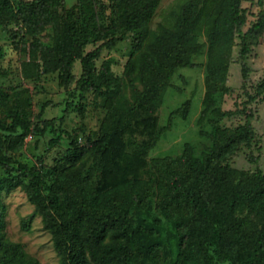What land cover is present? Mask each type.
Returning <instances> with one entry per match:
<instances>
[{"label": "rangeland", "instance_id": "1", "mask_svg": "<svg viewBox=\"0 0 264 264\" xmlns=\"http://www.w3.org/2000/svg\"><path fill=\"white\" fill-rule=\"evenodd\" d=\"M150 3L143 27L127 31L126 12ZM228 0H0L1 233L40 264H59L51 234L30 201L20 166L41 170L44 196L83 218L124 212L142 233L130 243L128 264H173L180 246L187 264H237L248 240L264 229V195L240 197L264 174V29L247 35L227 24ZM248 33L264 14V1L242 0ZM183 20V28L177 27ZM183 34L192 66H178L154 109L148 78L131 60L148 33ZM170 30V31H171ZM173 32V30L171 31ZM95 54V55H92ZM150 72V71H149ZM93 81L96 90L86 83ZM208 81L216 92H207ZM131 119L98 151L116 123ZM26 125L28 130L24 129ZM250 126L252 138L225 147L221 132ZM55 131L59 132V136ZM81 154L78 162L70 160ZM191 187L212 214L198 217L175 198L172 180ZM222 248L212 262L201 233L215 230Z\"/></svg>", "mask_w": 264, "mask_h": 264}, {"label": "trees", "instance_id": "2", "mask_svg": "<svg viewBox=\"0 0 264 264\" xmlns=\"http://www.w3.org/2000/svg\"><path fill=\"white\" fill-rule=\"evenodd\" d=\"M264 0H259L263 5ZM242 0H228L227 24L235 27L242 38L243 56L248 54L247 35L264 29V14L259 21L253 25L248 33L242 32V27L246 24L245 13L241 8ZM150 3H145L136 10H127L125 24L127 31H135L143 27V18L149 14ZM178 28H183V20L178 21ZM171 30V29H170ZM165 31L160 36H148L140 43L136 49V56L131 60V65L135 71H142L148 78L152 77V72L162 70L165 77L151 82L148 85V94L151 97L152 105L136 101L130 108L129 114L133 115L140 105H146L150 109L161 104L159 95L164 85L169 81L178 66H192L186 57L187 47L183 44V34L173 30ZM95 55V54H92ZM150 71V72H149ZM86 83L96 90L100 86L93 81L86 80ZM216 87L208 81L207 92H216ZM24 129L28 127L22 123ZM131 127V119L124 123L117 122L113 130L106 133L98 144V151L107 146L112 137L116 134H124ZM59 136V132L55 131ZM224 139V146L229 147L234 143L252 138L250 126H242L233 131L221 132ZM81 154H73L70 158L72 162H78ZM0 167L7 172L14 171L7 160L0 155ZM15 171L24 180H28V192L30 201L39 210L44 228L51 234L54 248L57 253L59 264H128L135 257V250L131 241L138 237L141 229H133L129 226L128 218L124 212L109 213L104 217L83 218L81 212L71 207L67 203L61 202L57 193H51L48 197L42 194L41 170L20 166ZM172 190L178 200H183L192 204L199 218L211 222L213 217L210 211L200 202V195L191 187H181L177 179L172 180ZM264 195V174L259 172L254 179L253 185L247 192L235 194L227 201V206H232L240 197L247 200L256 201ZM215 230L209 233L200 234V245L203 254L213 263V253L222 248V235L225 232L219 230V226H214ZM2 222L0 220V264H40L34 258L26 255L19 245H14L5 241L2 233ZM180 252L173 264H187L188 252L182 245ZM237 264H264V229L248 240L243 257L237 260Z\"/></svg>", "mask_w": 264, "mask_h": 264}]
</instances>
